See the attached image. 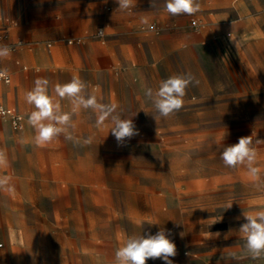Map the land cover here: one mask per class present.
I'll list each match as a JSON object with an SVG mask.
<instances>
[{
  "label": "rangeland",
  "instance_id": "rangeland-1",
  "mask_svg": "<svg viewBox=\"0 0 264 264\" xmlns=\"http://www.w3.org/2000/svg\"><path fill=\"white\" fill-rule=\"evenodd\" d=\"M14 1L21 12H29L35 2ZM247 5V18L223 22L207 34V42L186 38V46L165 54L145 50L138 60L142 75L132 83L111 81L106 88L95 83L96 90L122 93L118 112L132 117L139 135L118 144L110 130L95 127L88 131L95 136L90 146L67 148L78 157L13 162L15 169L7 170L10 185L30 202L5 196L15 208L0 209V232L14 228L19 234L13 246L0 238V264H113L127 236L154 235L160 227L170 230L176 245L173 264H264V258L232 256L244 248L238 232L246 222L243 212L264 208V182L258 187L245 168L226 167L220 157L223 146L252 136L264 177V143H255L264 141V0ZM193 17L203 19L197 14L186 17L187 33L207 30L203 19L206 28L195 31ZM17 39L26 43L12 52L30 50V40ZM23 63L28 66L25 76L34 82L47 79L49 89L69 82L61 62ZM188 74L194 80L183 107L168 118L159 117L145 89ZM9 87L14 98V81ZM19 88L26 86L21 83ZM87 118L96 122V115ZM107 135L109 139L102 138ZM7 220L11 225L6 226ZM217 232L219 236L211 234ZM146 264L165 262L149 259Z\"/></svg>",
  "mask_w": 264,
  "mask_h": 264
},
{
  "label": "crops",
  "instance_id": "crops-1",
  "mask_svg": "<svg viewBox=\"0 0 264 264\" xmlns=\"http://www.w3.org/2000/svg\"><path fill=\"white\" fill-rule=\"evenodd\" d=\"M15 2L14 0H0V30L8 29L7 42L9 43L24 41L17 39L18 37L30 40V50L11 52L9 57L0 59V70H6L12 79L10 83L0 81V102L23 113L26 116V126L18 131L13 129L9 121H0V149L4 150L7 157V165L0 166L2 173L0 177L7 176V170L15 169L13 162L17 159L40 156H79L76 151L67 149L74 144L66 141L63 136L47 145L40 146L43 151H38L39 147L34 142L36 133L27 122L28 115L33 108L25 100V94L34 87V81L30 75L25 76L23 71L27 70L28 66L23 62L42 64L61 62L65 67L64 75L69 81L73 75H78L87 83L89 93H94L104 103L121 106L123 96L120 91L107 89L99 91L94 88L95 83L102 84L105 88L111 81L120 86L123 83H132L134 78L142 75V67L138 60L145 55V50L152 54L158 51L165 54L186 46V38H193L195 42L201 40L207 42L205 41L207 34L212 32L213 28L215 30L227 20L233 23L239 18H247L249 0H198L200 10L196 14L208 22V28L200 32L206 28V22L201 18L193 17L192 21L200 19L205 26L197 30L192 24L194 30L200 33L190 32V34L186 32V17L189 15H170L164 9L165 0H153V2L152 0H137L136 6L127 12L118 9L116 0H35L29 7V12L16 10ZM33 12H39V15L32 16L30 13ZM143 16L149 18L151 25L157 23L161 27V32L157 33L142 25L140 18ZM96 27L97 29L104 27L107 33L105 42L97 39L93 34L88 36ZM72 37H81L83 41L73 44L64 41L65 38ZM37 40L48 42L33 45ZM48 43L52 45L48 46ZM124 66L127 68L122 70ZM13 81L16 88L14 98H11L9 85ZM21 83L26 86L24 90L19 88ZM52 90L49 89L50 93ZM61 103L65 111L70 109L67 100ZM89 113L95 115L88 110L73 117L77 125L74 135L79 138L91 135L95 140L94 134L88 132L96 127L93 121L86 120ZM99 129L109 130L110 122L106 120ZM109 137V135L102 136L106 139ZM11 189V191L0 190L3 198L0 200V209L15 208L6 202L5 196H9L13 202H30L24 193L12 187V184ZM9 224L11 225L7 220L6 226ZM17 234L19 233L14 228L10 230L6 228L5 231L0 232V238L13 246L15 238H18ZM20 234H22L21 239L24 240L23 232Z\"/></svg>",
  "mask_w": 264,
  "mask_h": 264
},
{
  "label": "clouds",
  "instance_id": "clouds-1",
  "mask_svg": "<svg viewBox=\"0 0 264 264\" xmlns=\"http://www.w3.org/2000/svg\"><path fill=\"white\" fill-rule=\"evenodd\" d=\"M116 3L119 10L127 12L136 6L137 0H116ZM164 9L173 16H191L200 10V4L198 0H165ZM140 23L148 29L153 27L146 16L140 18ZM11 52L12 49L8 45L0 44V59L9 57ZM5 75L6 70H0V76ZM193 80L190 74L173 75L161 80L156 89L146 88L144 94L158 116L168 118L183 107L186 89ZM87 88V83L78 75H73L65 84H56L51 93L47 79L35 80L34 87L26 92L25 100L33 108L27 122L36 133L34 137L36 146L47 145L61 136L74 145L90 146L94 137L75 136L77 125L73 121L74 116L88 110L96 115L97 128L102 127L106 120L110 121L109 130L118 144H123L126 138L131 139L139 135L132 117H122L118 112L117 104L102 102L94 93H89ZM63 100H67L70 104L68 111L62 107ZM222 141L216 143L218 148ZM255 143H264V141L256 139ZM220 157L226 167L245 168L250 180L258 187L264 182L261 169L257 166L258 152L254 147L252 136L240 137L238 143L223 146ZM6 165V153L0 149V166ZM0 190H12L9 177H0ZM231 206L232 204L228 208ZM243 215L246 222L241 225L238 232L245 241L244 248L239 256L236 253H232V256L234 259L264 258V208L252 213L243 212ZM211 234L220 235L218 232ZM169 237L170 230L163 227H160L154 235L140 233L127 236L122 246L116 249L113 264H146L149 259H161L165 264H173L170 258L177 254V250L175 243Z\"/></svg>",
  "mask_w": 264,
  "mask_h": 264
},
{
  "label": "built area",
  "instance_id": "built-area-1",
  "mask_svg": "<svg viewBox=\"0 0 264 264\" xmlns=\"http://www.w3.org/2000/svg\"><path fill=\"white\" fill-rule=\"evenodd\" d=\"M192 24L195 29L199 30L205 26V23L201 21L200 19H194L192 21ZM153 30H155L157 33L161 32V27L157 23L152 24ZM101 32H103L101 34ZM97 39L101 40L102 42H105L107 40V33L104 29V27H99L94 35ZM9 37V32L7 28H2L0 30V44L8 45L11 49H14L16 47L24 45V41L19 40L15 43H9L7 42ZM83 38H68L67 42L70 44L76 43V42H82ZM52 43H48V46H51ZM11 75L6 72L5 76H0V81H3L5 83L11 82ZM0 121H9L11 123V126L15 130H23L26 126V116L18 111L16 108L9 107L5 105L4 103L0 102Z\"/></svg>",
  "mask_w": 264,
  "mask_h": 264
}]
</instances>
